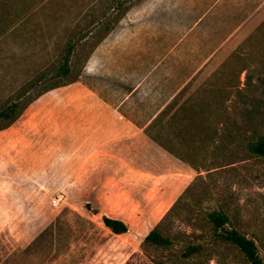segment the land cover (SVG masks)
I'll return each mask as SVG.
<instances>
[{
  "label": "rangeland",
  "instance_id": "374dc122",
  "mask_svg": "<svg viewBox=\"0 0 264 264\" xmlns=\"http://www.w3.org/2000/svg\"><path fill=\"white\" fill-rule=\"evenodd\" d=\"M122 1L128 10L118 23L108 12L113 29L79 63L78 80L40 95L0 131V264H246L213 237L206 217L213 210L229 217L225 227L253 239L264 261V156L212 146L205 151L210 165L223 154L227 164L196 170L143 127L140 141L129 127L119 137L105 121L125 100L127 116L144 124L183 76L198 72L179 102L201 86L221 88L209 96L221 110L218 135L225 140L242 128L254 140L257 126L264 134V4L254 7L247 28L234 30L233 15L208 10L213 0ZM108 4L0 0V105L82 27L95 31L90 23ZM102 215L123 220L127 232L112 233ZM157 225L182 242L144 244ZM190 241L204 249L183 258Z\"/></svg>",
  "mask_w": 264,
  "mask_h": 264
},
{
  "label": "trees",
  "instance_id": "16d2710c",
  "mask_svg": "<svg viewBox=\"0 0 264 264\" xmlns=\"http://www.w3.org/2000/svg\"><path fill=\"white\" fill-rule=\"evenodd\" d=\"M110 10L114 12L111 20L118 23L128 7L122 0H109L107 10L102 11L99 17L94 15L97 20L90 23V25L98 24L95 31L82 27L83 34L77 36L72 33V37L77 36L76 39L67 41L60 56L33 74L15 90L8 101L0 105V131L12 125L29 104L40 95L78 80L82 72L79 63L87 61L98 43L113 29L109 24L110 21H104ZM83 52L85 55L81 57ZM40 83L42 85L37 91L30 94L21 104L18 102L22 96ZM229 87L230 85L224 86L225 90ZM200 88L196 96H189L181 102H179L180 91L147 126L143 127L144 133L164 150L196 170H210L227 164H222L229 158L223 154V162L218 158L212 163L213 166L210 165L205 151L212 146H217L224 151L230 148L234 150L241 148L255 156H264V134L260 133L258 126L251 129L256 137L254 140L245 136L242 128H238L233 136L228 135L225 140L218 135L220 130L218 117L221 116V110L216 102L209 100V96L213 94L211 98H217L216 94L221 92V88L211 85ZM91 211L93 214L98 213L97 209L94 211L91 209ZM206 217L215 239L235 247L246 264H264L253 239L234 226L225 227L229 223V217L225 213L213 210L208 212ZM101 220L103 225L114 234L122 235L128 230L127 224L121 219L102 215ZM196 238L199 237L196 236ZM181 239L157 225L145 236L144 244L167 249ZM203 249L202 243L190 241L182 246L181 255L183 258L192 257Z\"/></svg>",
  "mask_w": 264,
  "mask_h": 264
},
{
  "label": "crops",
  "instance_id": "0c3cea01",
  "mask_svg": "<svg viewBox=\"0 0 264 264\" xmlns=\"http://www.w3.org/2000/svg\"><path fill=\"white\" fill-rule=\"evenodd\" d=\"M263 4L264 0H213L212 6H210L208 10H210L212 7H216L217 9L221 7L223 11H227V13L231 16L233 15V18L230 19V21L235 23L232 28H234V30H238L239 28H247V22L249 21L251 14L254 12V7L258 6L259 8ZM230 21L223 19V23H228ZM195 75L188 74L187 76H183L184 81L177 87L176 90L172 92L167 101L162 106H160L144 124L131 120L127 116L126 107L124 105L125 100L120 101L116 107H111L108 118L105 117V121H108L107 123L111 127L112 131L116 132L119 137L124 136L126 133V128L129 127L133 130L136 136L135 140L138 139L141 141L142 127L147 126L152 121V119L169 102H171L176 95L180 93V91L182 93L190 84L191 79H193ZM138 86L139 83L136 82V85L132 88V92H134Z\"/></svg>",
  "mask_w": 264,
  "mask_h": 264
},
{
  "label": "built area",
  "instance_id": "2783aa9c",
  "mask_svg": "<svg viewBox=\"0 0 264 264\" xmlns=\"http://www.w3.org/2000/svg\"><path fill=\"white\" fill-rule=\"evenodd\" d=\"M59 204V199H57V198H53L52 200H51V205H53V206H57Z\"/></svg>",
  "mask_w": 264,
  "mask_h": 264
}]
</instances>
